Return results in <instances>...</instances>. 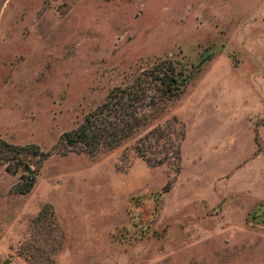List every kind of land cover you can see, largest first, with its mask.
<instances>
[{
	"label": "rangeland",
	"instance_id": "374dc122",
	"mask_svg": "<svg viewBox=\"0 0 264 264\" xmlns=\"http://www.w3.org/2000/svg\"><path fill=\"white\" fill-rule=\"evenodd\" d=\"M166 59L179 162L64 144ZM0 139V264H264V0H0Z\"/></svg>",
	"mask_w": 264,
	"mask_h": 264
},
{
	"label": "trees",
	"instance_id": "16d2710c",
	"mask_svg": "<svg viewBox=\"0 0 264 264\" xmlns=\"http://www.w3.org/2000/svg\"><path fill=\"white\" fill-rule=\"evenodd\" d=\"M170 59L144 70L132 83L113 88L103 103L88 113L72 132L63 134L62 141L80 153L94 155L114 150L134 139V152L154 166L180 161L182 134L170 125L158 122L178 100L187 83L186 71H178ZM51 153L42 152L34 144L18 146L0 139V166L16 173L27 163V157L44 160ZM31 179L20 193H28Z\"/></svg>",
	"mask_w": 264,
	"mask_h": 264
},
{
	"label": "water",
	"instance_id": "95a60500",
	"mask_svg": "<svg viewBox=\"0 0 264 264\" xmlns=\"http://www.w3.org/2000/svg\"><path fill=\"white\" fill-rule=\"evenodd\" d=\"M25 172H27L28 174H31L32 172L29 170V168L25 169Z\"/></svg>",
	"mask_w": 264,
	"mask_h": 264
}]
</instances>
